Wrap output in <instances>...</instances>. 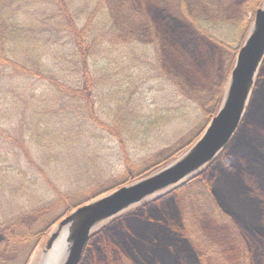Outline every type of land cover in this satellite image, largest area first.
<instances>
[{
  "label": "trees",
  "instance_id": "1",
  "mask_svg": "<svg viewBox=\"0 0 264 264\" xmlns=\"http://www.w3.org/2000/svg\"><path fill=\"white\" fill-rule=\"evenodd\" d=\"M169 1L0 0V124L10 122L7 114L15 111L20 121L16 140L26 148L35 174L51 181L53 174L45 166L59 160L74 173L76 165L82 163L61 155L76 147L79 151L87 148L91 139L98 140L95 131L100 127L119 138L126 158L124 180L109 190L152 174L185 148L169 151L164 147L160 159L149 166L145 162L142 169L130 162L126 139L119 133L146 137L172 115L184 116L188 95L182 89L190 87L189 80L207 83L206 89L212 91L209 87L214 83L207 70L194 75L177 71L179 57L184 68L199 58L198 52H193L194 34L191 30V35L184 33L182 18H189L215 41L213 29L228 20L226 11L236 6L242 15L251 13L253 17L263 0H182V10L167 14L165 8L172 6ZM223 6L230 10H221ZM147 22L163 38L145 41L148 34L139 30ZM180 40L185 48L176 54L174 46ZM156 43L161 44L159 65L149 67ZM21 45L35 53L21 50ZM149 69L167 76L163 77L172 83L175 96L182 98L176 103L173 98L164 107L153 109L147 103L143 107L148 101L144 90L153 89L155 83ZM171 69L173 76L167 73ZM225 84L217 93L218 104ZM35 104L58 116L61 126L53 127V139H47V120L40 118L33 123L28 111H34ZM106 115L109 121H104ZM213 116L210 114V119ZM29 137L40 148V156L30 150ZM94 157L87 160V166L78 167L76 181L58 178L67 182L68 191L52 183L55 196L51 201L5 219L0 225L5 236L0 264H29L35 248L58 220L104 193L98 184L71 189L73 184L80 187L83 181L89 182L93 170L94 176L105 175L104 160ZM22 160L17 154L14 171L9 173L0 168V195L18 198L27 190L40 191V183L28 178ZM57 208L65 210L58 218L52 214ZM80 264H264V63L243 121L227 148L192 178L93 232Z\"/></svg>",
  "mask_w": 264,
  "mask_h": 264
},
{
  "label": "rangeland",
  "instance_id": "2",
  "mask_svg": "<svg viewBox=\"0 0 264 264\" xmlns=\"http://www.w3.org/2000/svg\"><path fill=\"white\" fill-rule=\"evenodd\" d=\"M169 2L172 3V6L165 8L167 14L173 13V11L174 14H176V11L178 12L179 10H182V0H170ZM259 4H260L259 8L262 7V5L264 4V0ZM218 8L220 9V7ZM228 9L229 8L227 6H223L221 10L225 11ZM231 10L226 11L227 12L226 17L228 20H225L224 23L220 22V24H217L213 29L212 34L214 35L215 41H212L208 38V33H206V31L200 32V29H197V25L192 23L189 18H182V26L185 28L184 33L188 32L185 34L190 33L191 35L192 32L194 34L191 35V39L194 43L193 45H195L194 48L195 51L193 52H198L199 58L196 61V64L187 63L188 67L184 68L185 63H183L182 65L181 60L183 59L179 57V60H177L175 63L179 68L177 71L183 74L194 75L200 73V71L202 73L207 70L209 74L212 76L214 83V85L210 86L209 88L212 89V91H215L216 93H212V91L206 89L207 83L202 84L198 81L189 80L191 84L190 87L182 89L188 95V100L186 101L185 104L186 109L184 111V116L177 118L176 116L181 115L180 113H178L177 115L175 114L172 115L170 118L164 120L167 121L165 124H160L157 125L156 127H153L152 130L149 132L148 136L146 137L141 135L142 133H139L136 136L130 135V137H126L120 132L119 133L120 137L126 139V149L130 158V162H132L133 164H137L138 166H140L139 168L142 167L143 169L145 162L147 163L146 166L147 165L149 166L151 163L153 164L154 162L158 161L161 157V150L164 147L167 148L169 151L170 150L172 151V149L174 150L181 149L186 145L185 148H183V150H181V152L176 156V158L181 157L198 141V139L202 136V134L205 132L206 128L208 127L211 119L219 112L229 87L231 73L236 64L237 55L241 47L244 45L248 35L250 34L255 19V15L252 17L251 13H248L247 15L246 14L242 15L243 13L236 6H233ZM139 31L142 34H146V33L148 34L149 38L146 36L147 38H144L145 41L156 42L154 40L155 36L157 37V40L159 39L160 36L161 38H163V35L160 34L159 36L158 32L156 35L155 27L153 26V24H148V22L146 26L142 27V30ZM187 40L185 42L188 45ZM161 42L162 41H160V43ZM160 43H156L157 46H152L153 62L151 65L149 64V67H157L159 65L158 62L159 58L157 57L158 55L157 51L158 49L161 48ZM20 44H23V42ZM182 44L183 41L180 40V42H178V44L174 46V51L176 54L180 52L181 47L185 48V46H183ZM20 49L27 51L31 54L35 53V51L27 45H21ZM182 52L185 53V49ZM180 56H182V54H180ZM193 58L195 59L194 55ZM263 63L261 64V67ZM175 64L173 65L175 66ZM261 67L259 69L258 76ZM171 70L172 72L168 70L167 73L173 76L174 73L173 69ZM152 71H153L152 69H149L150 72L149 76L151 77L152 75L154 77L155 83H153V89L149 87L144 90V94L148 101L145 102L144 105H142L143 107L145 106L146 103L147 105H150L153 109H155L156 107H164L170 102V100L173 101V98L175 99L174 103H176L179 99L182 98V96H177V95L175 96L176 93L172 91V83H169L167 81V78H165L167 76H165L163 73H160V70L156 71L155 69V72ZM159 76L163 80H166L167 82L163 84L162 80L159 79ZM258 76L256 78L251 97L253 95L258 80ZM224 82H226V84L223 93V98L220 104H218L217 93L220 94L219 88L224 84ZM188 86L189 85H187V87ZM216 106H218L217 110H216ZM111 108L114 111H117V108L115 107H111ZM97 110L99 113H101L102 111L98 107ZM10 112L11 113L7 115L11 116L12 118L11 121L0 124V168L3 169V172L5 174L9 173L10 171H14L13 159L17 154H21L23 157L22 166L25 170L29 171L28 178L33 179L34 182L40 183L39 185H37V187L40 186V191L35 192L32 190H27L24 196L22 197L18 196V198L17 196L4 195V194L0 195V225L4 223L5 219H10L11 217L29 212L41 205H45L44 203L51 201L55 196L54 187H52V183H55L56 185L63 188L65 191H68L70 188L66 189V187L68 186L67 182L63 183L58 178L62 180L71 179L72 181H76L77 179L76 177L79 176V173H77L78 167L82 165H86L87 160H89L90 158L91 159L95 158L94 156H98L97 159H101L102 161L104 160L103 163L107 168V172L105 173V175L97 174L94 176L93 172L95 174L96 171L93 170L91 172L93 178L89 180V182L83 181L80 187H77L76 185L73 184V187H71V189L72 188L73 190L88 189L89 186L98 184L102 186V189L100 190H103L104 192L103 194L95 197L98 198L102 195L109 193L111 191L109 190L111 187L118 185L124 180V173L127 169L126 158L124 157V155H122L123 152L121 146L118 144L119 138L117 136L110 134L107 130L100 127L97 129L98 131H95L97 136L96 138H98V140H94L95 138L91 139L92 141L91 144H89L90 146L87 145V148H84L81 151H79L77 149L78 147H76L75 149H73L72 152L69 153V151H64V153L61 155L64 156V159L70 160V162H72L71 161L72 159L76 164L80 162L82 163L76 165L77 167L74 165L77 168L74 170V173L71 172L72 170L71 168H69L68 171L66 170V168H64L65 163L62 160H59L57 162H52V164L49 167L45 166V169L51 170V173L53 174L51 176V181H49L51 183H49L48 180L43 175L35 174V171L37 170L31 167L30 161L27 160L26 158V154H25V152L27 151L26 148L25 149L22 148L20 146V143L19 144L17 143L16 139L19 133L18 128L20 121L19 118L17 117V114L14 113L15 111H10ZM28 113L33 117V123L39 121L40 118L48 121L50 125V131L47 134L48 135L47 139H53L54 137H56V135L52 132L56 130L53 127L61 126L60 120L57 119L58 116H55L49 110L46 111L40 109V105L37 104H35L34 111L32 108H29ZM212 113H214V116L210 119V114ZM103 119L104 121H109L111 118L109 119V117L106 115L103 116ZM26 128H29V126H26ZM89 128H92V124L89 125ZM122 129H125V126ZM85 139L88 138L85 137ZM76 143L80 144V141ZM76 143H74V145H76ZM27 144L30 147V150L32 151L33 155H35L36 157L40 156L41 154L40 148L34 145L32 138L29 137V142ZM172 161H170L169 163H171ZM89 166H91V164H89ZM198 172H196L195 174H197ZM15 173H17V171ZM195 174L183 180L181 183L192 178ZM16 182L17 180L13 179V183ZM104 182H106V184ZM179 184H177L176 186H178ZM163 193L165 192L164 191L159 192L155 196L148 198L146 202L161 196ZM64 211L65 210H60V208H57L56 210L52 211V214H54V216L55 217L57 216L58 218L62 216ZM57 225L58 222H56L51 227V229L49 230L43 241L35 248L29 260L30 261L29 264L40 263V260L43 256V250L45 248L47 236L51 232V230L54 231L56 229ZM103 225L104 224H101L100 226Z\"/></svg>",
  "mask_w": 264,
  "mask_h": 264
},
{
  "label": "water",
  "instance_id": "3",
  "mask_svg": "<svg viewBox=\"0 0 264 264\" xmlns=\"http://www.w3.org/2000/svg\"><path fill=\"white\" fill-rule=\"evenodd\" d=\"M264 61V4L241 47L222 106L198 141L181 157L158 171L120 186L72 210L47 236L39 264H80L85 248L101 224L167 192L208 164L230 143L246 112ZM5 236L0 232V246Z\"/></svg>",
  "mask_w": 264,
  "mask_h": 264
}]
</instances>
